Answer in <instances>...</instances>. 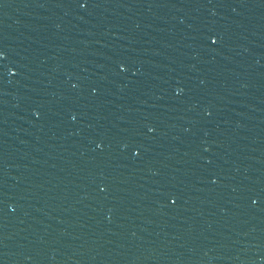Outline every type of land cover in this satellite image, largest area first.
<instances>
[{
  "label": "water",
  "instance_id": "water-1",
  "mask_svg": "<svg viewBox=\"0 0 264 264\" xmlns=\"http://www.w3.org/2000/svg\"><path fill=\"white\" fill-rule=\"evenodd\" d=\"M0 50V264H264V0H0Z\"/></svg>",
  "mask_w": 264,
  "mask_h": 264
},
{
  "label": "snow or ice",
  "instance_id": "snow-or-ice-1",
  "mask_svg": "<svg viewBox=\"0 0 264 264\" xmlns=\"http://www.w3.org/2000/svg\"><path fill=\"white\" fill-rule=\"evenodd\" d=\"M81 6H83V5H81ZM212 43H213V44H215V43H216V41H215V40H213V41H212ZM3 58H4L3 51H2V50H0V60H3ZM101 191H103V189H101ZM172 203H175V201H172Z\"/></svg>",
  "mask_w": 264,
  "mask_h": 264
}]
</instances>
